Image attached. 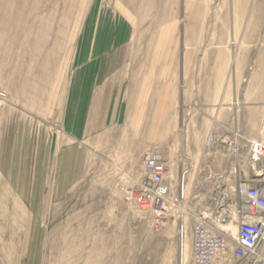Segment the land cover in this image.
<instances>
[{"label":"rangeland","instance_id":"obj_1","mask_svg":"<svg viewBox=\"0 0 264 264\" xmlns=\"http://www.w3.org/2000/svg\"><path fill=\"white\" fill-rule=\"evenodd\" d=\"M100 29L133 82L130 120L87 153L65 138L63 123L82 75L77 63H104L93 56ZM165 35L169 63H183L181 90L204 98L228 63H264V0H0V264H190L196 222L217 231L226 216L234 227V210L219 207L238 181L198 178L183 191L180 164L198 157L192 143L209 133L186 131L193 102L165 132ZM154 117L164 131L152 136ZM152 153L168 168L177 162L159 219L134 199Z\"/></svg>","mask_w":264,"mask_h":264},{"label":"crops","instance_id":"obj_2","mask_svg":"<svg viewBox=\"0 0 264 264\" xmlns=\"http://www.w3.org/2000/svg\"><path fill=\"white\" fill-rule=\"evenodd\" d=\"M119 31L116 42L122 37L123 29L117 28L116 32ZM98 32L93 56L102 55L104 63H77L82 75L78 79L80 82L75 88L73 101L66 105L67 114L63 123L65 138L71 143H81L87 153L100 148L103 138H107L111 131L127 126L130 120L128 100L133 82L124 74L123 64L118 62L122 54L111 50L112 39L108 31L100 29ZM172 50L165 35V132L175 130L171 126H174V114L181 125L183 109L193 102L192 119L186 131L209 133V140L205 135L192 143V146L201 149L198 157L194 156L190 163L180 164L179 173L189 180L183 191L189 190L193 179L198 178L219 177L235 182L248 179L247 141L264 143V63H228L227 72L232 74L227 73L220 81L212 75L208 95L203 98L196 89L192 98L181 90L183 63H169ZM89 51L85 53L86 59H89ZM174 67L178 69V76L170 75ZM148 89L147 82L138 89V92H145L141 95L144 101L142 108L147 106L148 96L145 95ZM143 114L147 115L145 109ZM155 118H152L149 128L152 136L154 132L159 134L164 131L161 121L156 123ZM174 164L177 165V162L170 160L166 176L170 187L173 186L170 175ZM227 189L226 186L224 190ZM230 246L232 248V243Z\"/></svg>","mask_w":264,"mask_h":264},{"label":"built area","instance_id":"obj_3","mask_svg":"<svg viewBox=\"0 0 264 264\" xmlns=\"http://www.w3.org/2000/svg\"><path fill=\"white\" fill-rule=\"evenodd\" d=\"M247 154L257 182L251 185L249 179L238 180L234 199L227 203V207H219L223 213H227L229 207L234 210L235 236L231 237L223 229L226 216L220 221L217 231L208 222H196L192 228L190 264H264V145L248 140ZM143 162L146 179L142 190L134 194V199L156 219L165 217L171 194V187L166 182L169 168L155 153ZM229 216L228 213L231 220Z\"/></svg>","mask_w":264,"mask_h":264},{"label":"bare ground","instance_id":"obj_4","mask_svg":"<svg viewBox=\"0 0 264 264\" xmlns=\"http://www.w3.org/2000/svg\"><path fill=\"white\" fill-rule=\"evenodd\" d=\"M163 17V16H162ZM164 32V31H163ZM256 141V140H255ZM259 142V141H258ZM251 177V176H250ZM253 177H254V175H253ZM3 206H1V208H2ZM2 211V210H1ZM4 212V211H3ZM10 220V219H9ZM6 222V221H5ZM9 223V222H8ZM10 224V223H9ZM181 224V223H180ZM2 225V224H1ZM14 225V224H13ZM10 226V225H9ZM2 227H3V225H2ZM8 227V226H7ZM181 227V226H180ZM180 227H179V231H180ZM12 228V227H11ZM223 229H225L227 232H230L231 231V229H232V234H234V236H235V227H233L232 225H231V223H230V225L229 224H227V225H223ZM7 230H8V228H7ZM10 231V230H9ZM8 232V231H7ZM17 233V232H16ZM8 234H10V232L8 233ZM6 235H7V233H6ZM11 235H12V231H11ZM179 238H180V244H181V231H180V234H179ZM9 254H10V257H12V254L14 253L13 252V248L12 249H9V252H8ZM9 263L8 264H13V261L12 260H10V261H8ZM15 263V262H14Z\"/></svg>","mask_w":264,"mask_h":264}]
</instances>
